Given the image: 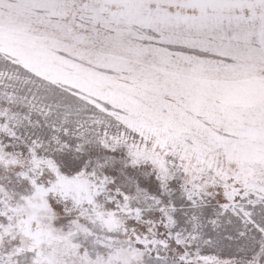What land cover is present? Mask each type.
<instances>
[{"label": "snow or ice", "instance_id": "snow-or-ice-1", "mask_svg": "<svg viewBox=\"0 0 264 264\" xmlns=\"http://www.w3.org/2000/svg\"><path fill=\"white\" fill-rule=\"evenodd\" d=\"M0 264H264V0H0Z\"/></svg>", "mask_w": 264, "mask_h": 264}]
</instances>
